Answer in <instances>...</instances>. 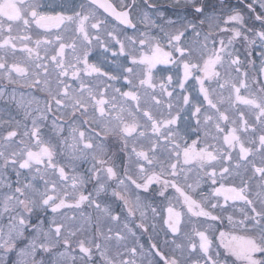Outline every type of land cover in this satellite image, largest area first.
<instances>
[{
    "label": "snow or ice",
    "instance_id": "obj_1",
    "mask_svg": "<svg viewBox=\"0 0 264 264\" xmlns=\"http://www.w3.org/2000/svg\"><path fill=\"white\" fill-rule=\"evenodd\" d=\"M171 7L0 0V264H264V0Z\"/></svg>",
    "mask_w": 264,
    "mask_h": 264
},
{
    "label": "flooded vegetation",
    "instance_id": "obj_2",
    "mask_svg": "<svg viewBox=\"0 0 264 264\" xmlns=\"http://www.w3.org/2000/svg\"><path fill=\"white\" fill-rule=\"evenodd\" d=\"M58 2V0H57ZM155 2L157 3L159 10L161 12H163L165 14V16L170 17L173 20H177L181 17H183L185 15V13H183L181 10L179 9H174L173 7H171V4L173 3V0H155ZM210 2H215V0H210ZM230 2L232 4H236L238 2V0H230ZM157 23H162V21H160L159 19H157ZM142 27V26H141ZM153 31H158V29H154ZM101 51V50H98ZM110 55V53L108 54ZM256 58V57H254ZM257 63H259V60L257 58ZM262 79H264V77H262ZM42 95V94H37ZM43 102V101H41ZM13 113L15 114V109L13 108ZM14 179V176H13ZM160 239L162 240L163 237L161 236ZM142 242L145 243V245H147L148 243V237L147 235H145L144 237H142Z\"/></svg>",
    "mask_w": 264,
    "mask_h": 264
}]
</instances>
